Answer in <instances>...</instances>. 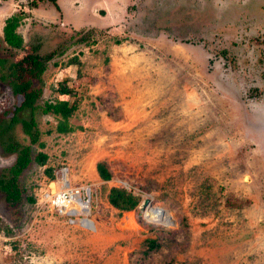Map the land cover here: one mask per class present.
Listing matches in <instances>:
<instances>
[{
	"label": "rangeland",
	"instance_id": "obj_1",
	"mask_svg": "<svg viewBox=\"0 0 264 264\" xmlns=\"http://www.w3.org/2000/svg\"><path fill=\"white\" fill-rule=\"evenodd\" d=\"M31 1L0 0V55L63 44L38 103L55 99L63 77L88 93L69 133L35 111L44 147H34L48 159L21 174L20 203L0 190V264H264V0ZM14 12L21 49L2 40ZM19 100L0 72V111ZM14 132L28 143L21 124ZM14 160L0 145V175ZM64 171L89 188L88 213L73 221L50 202ZM113 185L172 222L148 220L140 203L119 213L106 198ZM147 237L160 246L137 261Z\"/></svg>",
	"mask_w": 264,
	"mask_h": 264
},
{
	"label": "trees",
	"instance_id": "obj_2",
	"mask_svg": "<svg viewBox=\"0 0 264 264\" xmlns=\"http://www.w3.org/2000/svg\"><path fill=\"white\" fill-rule=\"evenodd\" d=\"M37 1L32 0L31 5L36 6ZM55 3V0H49ZM23 14L14 12L5 19L2 27V40L11 48L21 49L24 46L22 36L17 31ZM22 54L0 55L1 79L9 83L12 94L19 97L13 107L0 111V145L7 153H14V162L6 167L0 175V190L4 193L6 203L14 206L24 198V189L20 183V176L32 163L46 165L48 155L46 152L37 150L36 147H44L40 141V130L35 117V111L40 109L44 114H53L57 118L56 131L58 133H69L74 126L69 123V118L78 109L81 97L87 96L88 91H77V88L68 84V79L63 77L57 82L54 90L56 97L52 101H45L43 105L38 103L44 89L43 74L48 68L49 62L56 56L63 54L65 46H55L40 52V42H30ZM13 56L11 59L9 57ZM69 64L79 63L77 56H73ZM6 73V74H5ZM21 124L23 133L28 137V143L21 142L15 132L16 124ZM36 145V147H34ZM96 172L103 181L112 178V173L104 160L96 163ZM45 174L49 180L54 179V170L45 167ZM106 198L110 205L119 210L130 211L140 203L141 197L124 186H110ZM26 201L32 203L36 198L33 195L25 197ZM160 241L157 238H145L137 250L136 260L145 259L151 252L157 250Z\"/></svg>",
	"mask_w": 264,
	"mask_h": 264
},
{
	"label": "built area",
	"instance_id": "obj_3",
	"mask_svg": "<svg viewBox=\"0 0 264 264\" xmlns=\"http://www.w3.org/2000/svg\"><path fill=\"white\" fill-rule=\"evenodd\" d=\"M62 174V172H61ZM63 184V183H62ZM89 188L83 186H70L67 182L66 186L52 193L50 202L52 206L57 209L60 214L68 215L73 221L76 215L81 213L78 202L89 203ZM86 220V219H85Z\"/></svg>",
	"mask_w": 264,
	"mask_h": 264
},
{
	"label": "bare ground",
	"instance_id": "obj_4",
	"mask_svg": "<svg viewBox=\"0 0 264 264\" xmlns=\"http://www.w3.org/2000/svg\"><path fill=\"white\" fill-rule=\"evenodd\" d=\"M62 179L64 182H67V174L65 171H64V175ZM78 204L80 207V211H82L84 214L88 213L87 211L89 210V208L86 202L79 201ZM144 216L148 220L161 223V224H165V225H169L172 222V218L169 212L161 207L147 206L146 209L144 210ZM84 221L86 222L87 220H84Z\"/></svg>",
	"mask_w": 264,
	"mask_h": 264
},
{
	"label": "water",
	"instance_id": "obj_5",
	"mask_svg": "<svg viewBox=\"0 0 264 264\" xmlns=\"http://www.w3.org/2000/svg\"><path fill=\"white\" fill-rule=\"evenodd\" d=\"M150 204V199L149 198H145L141 201L139 208L141 210H144L147 206H149ZM89 223L91 222L90 220L86 219Z\"/></svg>",
	"mask_w": 264,
	"mask_h": 264
}]
</instances>
